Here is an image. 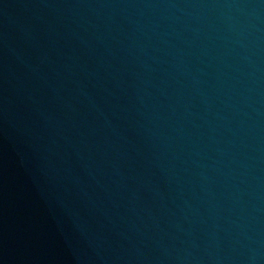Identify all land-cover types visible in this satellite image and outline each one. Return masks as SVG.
Instances as JSON below:
<instances>
[{
    "label": "water",
    "instance_id": "1",
    "mask_svg": "<svg viewBox=\"0 0 264 264\" xmlns=\"http://www.w3.org/2000/svg\"><path fill=\"white\" fill-rule=\"evenodd\" d=\"M0 264H264V0H0Z\"/></svg>",
    "mask_w": 264,
    "mask_h": 264
}]
</instances>
